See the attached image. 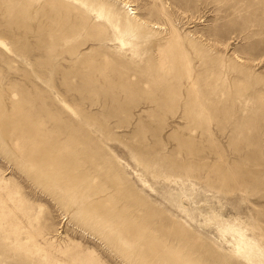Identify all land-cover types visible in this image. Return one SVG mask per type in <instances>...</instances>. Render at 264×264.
Segmentation results:
<instances>
[{
  "label": "rangeland",
  "instance_id": "374dc122",
  "mask_svg": "<svg viewBox=\"0 0 264 264\" xmlns=\"http://www.w3.org/2000/svg\"><path fill=\"white\" fill-rule=\"evenodd\" d=\"M82 1L147 38L0 0V264H246L208 218L264 250V0Z\"/></svg>",
  "mask_w": 264,
  "mask_h": 264
},
{
  "label": "bare ground",
  "instance_id": "6f19581e",
  "mask_svg": "<svg viewBox=\"0 0 264 264\" xmlns=\"http://www.w3.org/2000/svg\"><path fill=\"white\" fill-rule=\"evenodd\" d=\"M73 1L75 4H78L82 9H85L89 13L96 15V17H98L99 19H104L108 21L112 25V28L115 32V39L120 46L119 50L129 49L132 52V54H134L139 41H143L145 40V38H147L145 34L139 31L140 30L139 27L131 23L129 20H126L125 22L121 23L117 19H114L115 18L114 13L112 12L111 8L106 7V6H99L98 8H94L88 5L85 1H82V0H73ZM121 1H122L121 2L122 7L127 13H129L130 15L136 14V11L132 5L128 4L127 2H124L123 0ZM0 45H2L3 47H6L5 44L1 40H0ZM57 97L59 98L58 95ZM59 99L60 100L58 102L60 103L62 113L65 111V112L70 113L71 115H76L72 107L65 100L61 98ZM80 124L84 125V127L86 128L88 127V124L86 122H82ZM3 189L4 188L0 186V216L7 215L6 209H8V212H9V206H7L6 200H5V198L8 196L7 194H6V197L2 195L1 191ZM208 221L215 222L222 235L224 234L232 235L233 241L230 242V244L232 247L231 251L234 256H236L237 258H240L246 264H264L263 248L259 245V243L251 240L250 238L246 236L245 234L246 228H244L240 220H236L232 222L230 220H227V219L225 220L222 217L215 215L213 219L208 218Z\"/></svg>",
  "mask_w": 264,
  "mask_h": 264
}]
</instances>
